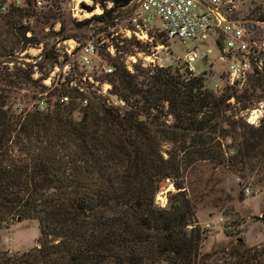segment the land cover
Returning <instances> with one entry per match:
<instances>
[{
  "label": "trees",
  "instance_id": "obj_1",
  "mask_svg": "<svg viewBox=\"0 0 264 264\" xmlns=\"http://www.w3.org/2000/svg\"><path fill=\"white\" fill-rule=\"evenodd\" d=\"M252 2L264 18L263 3ZM113 12L104 9L72 27L62 18L66 9L37 21L53 27L60 20L54 34L43 35L54 40L73 36L71 28L110 24ZM23 16L18 8L0 11V225L37 219L40 245L0 247V264H211L212 253L200 252L209 229L187 228L197 210L184 175L208 160L253 188L264 187V121L236 117V108L264 96V80L245 90L214 91L207 76H185L167 65L150 69L144 82L99 53L113 65L105 78L124 103L94 93L82 104L84 93L65 81L43 84L49 73L42 68L59 56L54 44L43 48L44 62L15 64L14 49L27 45L16 33ZM29 28L36 39L28 44L40 42ZM23 89L32 91L28 105ZM62 95L69 100L60 101ZM165 102L172 122L162 117ZM166 180L176 191L160 206L155 197ZM240 244L237 253L227 252L236 256L227 264H264V245Z\"/></svg>",
  "mask_w": 264,
  "mask_h": 264
},
{
  "label": "rangeland",
  "instance_id": "obj_2",
  "mask_svg": "<svg viewBox=\"0 0 264 264\" xmlns=\"http://www.w3.org/2000/svg\"><path fill=\"white\" fill-rule=\"evenodd\" d=\"M139 1L132 0L125 6L112 5L115 17L111 19L110 24L105 22L104 24L94 23V25L88 27L71 28L67 32L72 33L73 36L67 38L57 37L54 40L44 38L43 35L47 26L51 30H58L61 23L51 27L35 21L31 28L38 33L40 42L16 47L13 54L15 64L20 65L22 61L30 63L44 62L45 58L41 54L43 48L54 44L59 56L56 63L47 64L42 68V71L49 73V76L43 81L44 85L52 88L57 80L69 84L71 79L74 83L77 82L87 86L86 81L88 82L86 91H88L90 98L95 95H102L106 97V101L111 99L112 103L121 105L124 101L112 91V86L108 87L104 84L107 81L104 72L96 70L80 73L81 66L77 63L78 46H75L71 53L66 50L69 43L74 44L70 39H75L79 42V45L92 40L101 56L106 58L107 53H109L114 61L123 63L130 73L137 75V80H143L144 82L149 79L150 69L167 65L179 67L180 72L185 76L200 75L207 70V65L203 59H198L194 63L196 73L199 74H190L185 69L181 58L193 50L207 52L209 49L208 62L216 67L215 55L218 52L215 43L216 33L207 38L198 36L196 39H168L158 18L147 26L132 19V10L139 5ZM258 1L264 5V0ZM102 3L108 5L105 0H102ZM93 7L95 8V6ZM98 14H101V9L93 13V15ZM62 18L66 20L67 27H72V21H76L68 11ZM29 32L33 34L32 31ZM83 35L85 36L83 37ZM13 65V62L10 63V66ZM39 75L41 73L35 69L34 77ZM82 76L86 77L85 81L81 78ZM88 76H92L93 80H90ZM81 79L83 82H80ZM253 83L252 81L250 84L253 86ZM23 92H27L23 103L28 105L30 100L28 94L32 91L23 89L21 93ZM110 93L116 94L117 98L112 97ZM11 94L12 96L15 95L12 92ZM16 95L19 98L20 94L17 93ZM117 99L118 101H116ZM253 100L257 101V98L254 97ZM166 109L167 103L165 102L163 109L165 116L162 117L167 119L168 122H172V115L167 114ZM239 110V107L236 108L238 115H240ZM168 148L169 145L165 144L164 149ZM184 181L188 195L197 210L192 223L199 225L201 228L209 229L207 238L203 241L200 249L202 254L212 253V256L208 259L209 263L227 264V261H234L236 256L228 257L227 252L237 253L236 251L241 249L240 243L247 247L264 245V218H256L257 215L264 214V187L255 185V193L248 196L245 194L244 189L247 181L234 172L208 160L196 161L185 172ZM175 191V186L169 180L162 182L155 197L156 203L165 206L168 202L169 192ZM220 215L224 216V221L216 222L211 228L205 227L207 221L217 220ZM39 236L40 228L37 219L25 218L0 225V247L10 251H25L35 245H40L38 243Z\"/></svg>",
  "mask_w": 264,
  "mask_h": 264
},
{
  "label": "built area",
  "instance_id": "obj_3",
  "mask_svg": "<svg viewBox=\"0 0 264 264\" xmlns=\"http://www.w3.org/2000/svg\"><path fill=\"white\" fill-rule=\"evenodd\" d=\"M105 1L108 5L102 3V0H0V11H7L11 7L20 9L24 13L22 25L31 27L43 15L53 11L60 12L63 9H66L76 20L90 18L94 9H101L103 13L104 9L111 8L115 2ZM83 5L95 6V8L88 11ZM157 18L161 21L162 30L168 39H196L198 36L207 38L213 33L217 34L216 67L208 62L209 49L207 52L189 51L181 57L185 69L190 74H199L196 73L194 66L198 59L205 61L207 70L201 74L210 79L209 87L212 90L232 88L245 90L250 88L252 86L250 83L255 82L257 78L264 80V18H261V12L252 0H140L139 5L132 10V19L146 26L151 25V22ZM60 23V20H57L55 24ZM45 29L51 32L50 27L47 26ZM27 35H31L30 32ZM70 40L74 44L69 43L66 50L71 53L75 46H78L80 73L96 70L108 74L113 72V65L99 55V50L92 40L82 45H79L75 39ZM81 78L86 80L85 76ZM88 78L93 80L92 76ZM80 82H83L82 79ZM85 83L87 86L69 80L70 87L84 93L82 104H87L90 98L86 91L88 82ZM104 84L108 87L112 86L109 81ZM68 100L67 95H62L60 98L62 102ZM252 101L253 103L251 102L245 109L239 107L240 115L236 114V117L241 116L250 124L259 125L264 120V96ZM107 102L112 103L111 99ZM228 102L235 104V97L231 96ZM43 105L44 99H41L40 106ZM244 189L248 196L255 193L250 183ZM220 221H224L223 215L217 220L207 221L205 227L211 228ZM196 225L190 223L187 228Z\"/></svg>",
  "mask_w": 264,
  "mask_h": 264
},
{
  "label": "water",
  "instance_id": "obj_4",
  "mask_svg": "<svg viewBox=\"0 0 264 264\" xmlns=\"http://www.w3.org/2000/svg\"><path fill=\"white\" fill-rule=\"evenodd\" d=\"M114 1H119L120 2V5L121 6H125L127 5L129 2H131L132 0H114ZM83 7L88 10V11H92L93 10V7L90 6V5H83ZM30 31V28L29 26L27 25H22V26H19L17 29H16V33L18 34V36L20 37L21 41L24 43V44H28L31 40L33 39H36V36L34 35H27V33ZM55 33V30H51L50 34H54ZM110 95L114 98H117V95L114 94V93H110ZM118 101V99L116 100ZM145 115L144 114H140V118L141 119H145ZM257 219H261V218H264V214L263 215H257L256 216Z\"/></svg>",
  "mask_w": 264,
  "mask_h": 264
},
{
  "label": "bare ground",
  "instance_id": "obj_5",
  "mask_svg": "<svg viewBox=\"0 0 264 264\" xmlns=\"http://www.w3.org/2000/svg\"><path fill=\"white\" fill-rule=\"evenodd\" d=\"M96 11H99V9L98 8L94 9V12H96Z\"/></svg>",
  "mask_w": 264,
  "mask_h": 264
},
{
  "label": "flooded vegetation",
  "instance_id": "obj_6",
  "mask_svg": "<svg viewBox=\"0 0 264 264\" xmlns=\"http://www.w3.org/2000/svg\"><path fill=\"white\" fill-rule=\"evenodd\" d=\"M118 5H120V2L119 1H115Z\"/></svg>",
  "mask_w": 264,
  "mask_h": 264
}]
</instances>
